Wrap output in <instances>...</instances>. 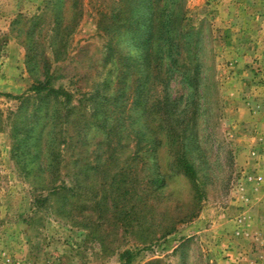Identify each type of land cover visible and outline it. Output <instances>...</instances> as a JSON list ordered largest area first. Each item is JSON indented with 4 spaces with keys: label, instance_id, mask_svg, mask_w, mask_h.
<instances>
[{
    "label": "rangeland",
    "instance_id": "1",
    "mask_svg": "<svg viewBox=\"0 0 264 264\" xmlns=\"http://www.w3.org/2000/svg\"><path fill=\"white\" fill-rule=\"evenodd\" d=\"M73 1L63 0L62 5H50L46 10L44 0H0V264H120L126 249L134 255L130 264L153 260H158L154 264H235V256L242 250L245 256L249 254L244 264L262 260L264 0H179L182 26L190 30L189 38L198 40L199 81L186 84L181 81V71L172 70L167 73L166 86L156 80L151 88L144 82L137 90L132 85L144 73L141 48L132 47L116 27L127 6L122 0H78L73 9ZM134 3L133 8L140 13L143 3ZM56 15H62L63 22L71 16L69 23L74 26L67 39L66 58L52 63L60 73L56 84L69 91L73 104L79 98L87 100L90 119L102 121V114L110 115L113 107L103 97L112 92L120 70L125 77L126 113L149 117L150 106L144 104L153 94L162 104L165 99L170 102L165 114L177 128L181 122L187 125L185 150L202 186L200 210L190 221L177 223L173 233L150 245H137V235L131 234L117 240L106 236L107 247H103L83 226L90 218L92 230L105 233L113 228L111 224L95 226L96 216L107 210L100 213L93 205L108 195L104 171H113L112 164L97 166L98 173L92 179L94 196L88 203L83 198L53 195L50 203L34 202L44 192L21 169L37 164L23 144H29V137L35 135L32 132L38 133L42 126L46 135L50 114L42 118L41 105L35 106L31 100L22 103L16 96L30 92L32 74L42 72L43 56L54 59L46 41L53 33L50 27ZM100 20L115 34L106 36L98 27ZM192 51L187 56L195 62ZM27 54L35 73L26 65ZM137 95L141 98L138 106L134 103ZM21 120L28 124L24 127ZM154 127L158 134L164 132L158 121ZM88 137L89 151H97L102 160L108 155L103 133L93 128ZM125 142L121 158L138 148L132 134ZM47 147L44 145V150ZM164 148L159 149L160 155ZM75 153L76 149L69 150V154ZM77 158L74 155L69 161ZM164 163L160 159L162 170L166 169ZM168 174L171 177L158 197L156 213L151 211L154 217L161 211L164 219L181 216L193 205L190 181L169 170ZM58 205H63L64 211H57Z\"/></svg>",
    "mask_w": 264,
    "mask_h": 264
},
{
    "label": "trees",
    "instance_id": "2",
    "mask_svg": "<svg viewBox=\"0 0 264 264\" xmlns=\"http://www.w3.org/2000/svg\"><path fill=\"white\" fill-rule=\"evenodd\" d=\"M134 1L122 0L128 11L121 14L122 20L116 26L124 36H127L132 47L135 45L141 48L139 57H142L141 64L144 67V73L134 81L133 88L137 90L144 82L151 88L156 80L162 81L166 86L167 73L172 70L181 71L182 82L197 84L200 70L196 52L198 40L189 38L190 30H185L182 26L183 13L179 0H140L144 6L140 13L133 8ZM62 4L63 0H44L43 8L47 10L50 5ZM77 5L78 0H74L72 8L75 9ZM79 12H81L80 9ZM75 14L76 11L73 12L72 18ZM138 14L140 16L136 17ZM57 15L52 20L54 21L53 26L51 24L50 27L53 33L48 35L46 41L54 59L43 56L41 58L42 72L32 74L34 82L30 87V92L16 96L22 103L31 100L33 105H41L40 110L44 111L42 118L45 119V115L50 114L46 120L48 126L46 135L43 133L45 127L42 126L38 133L32 132L35 135L29 137V144H23L27 146L25 152L30 154L31 160L37 161V164L21 169L25 170L27 176L31 175L35 182L34 186L44 192L43 197L33 201L50 203L53 195L64 199L83 198L84 201L90 202L91 197L94 196L92 179L98 173L97 166L101 165L100 163L112 164L115 167L113 171L110 170L107 173L104 171V179L109 190L108 195L100 198L101 200L93 205L94 208L100 210V213L107 210L106 214L96 216L95 226L111 224L113 228L105 233L92 230L93 223L91 224L90 218L83 226L92 231L93 239L103 247H107L106 236L111 235L117 240L131 234L137 235L134 236L136 237L134 243L137 245H150L173 233L177 228V223L190 221L200 210L202 186L198 183L197 169L185 150L188 137L184 135V131L187 125L181 122L177 128L172 122L173 119L165 114V107L170 105V102L165 99L162 104L158 95L153 94L150 95L152 100L148 101L149 105L148 102L144 104L150 106L149 117L142 118V115L132 117L131 114L126 113L124 110L127 99L124 92L125 77L122 76L124 74L120 70L116 74L117 80L112 92L107 97H103V99L110 100L108 104L113 107L110 115L103 116L102 114V121L90 119L91 114L86 113L87 100L79 98L73 104L69 91L56 84L60 73L58 67H54L52 63L66 58L67 39L74 29V26L69 23L71 16L68 22H63L62 15L58 17ZM100 15L103 17L105 13ZM98 27H101L106 36L111 37L115 34L110 30V26L101 20L98 22ZM191 51L194 52L195 62L187 56ZM28 58L27 54L26 65L30 67L31 62ZM118 64L121 65V62ZM30 68L35 73V68L33 66ZM90 97L91 95L86 98ZM140 99V95H137L136 100L134 98L135 105H139ZM92 103L96 104V100H92ZM154 121H158L159 126L165 127L162 134L157 133ZM20 123L24 127L28 124L24 120ZM93 128L103 133L102 141L106 145L105 150L108 155L102 160L96 155L97 151H89L88 134ZM131 134L135 137L136 148L137 146L138 148L129 151L121 158L120 154L127 147L125 141ZM141 143H143L142 146H140ZM44 145L48 146L47 150H44ZM163 146H165L164 152L160 155L159 149ZM73 149H76L77 153L69 154V150ZM82 154H85L84 157ZM74 155H78V161L76 159L69 161ZM91 156L94 158L90 159ZM160 159L165 160L166 169L164 170L162 166L160 168ZM122 162H124L123 166L120 165ZM168 170L174 172L175 175H183L190 181L193 190V205L181 216L173 215L164 219L163 211L158 212L157 216L160 215L158 217L152 216L151 211L157 210L158 197L161 196L167 186V180L171 177ZM56 210L64 211L63 205H58ZM119 229L121 232H118ZM133 258V252L126 249L120 255V264H130ZM155 262L158 260L147 264Z\"/></svg>",
    "mask_w": 264,
    "mask_h": 264
},
{
    "label": "crops",
    "instance_id": "3",
    "mask_svg": "<svg viewBox=\"0 0 264 264\" xmlns=\"http://www.w3.org/2000/svg\"><path fill=\"white\" fill-rule=\"evenodd\" d=\"M225 252L228 253L229 251H225ZM235 257L238 259V261H236L235 264H244L245 260H247L249 258V254H248V256H245V250H242V253L237 254ZM230 260H231V258H230ZM226 263H228V261H226ZM248 264H264V256H263L262 260L261 259L249 260Z\"/></svg>",
    "mask_w": 264,
    "mask_h": 264
}]
</instances>
